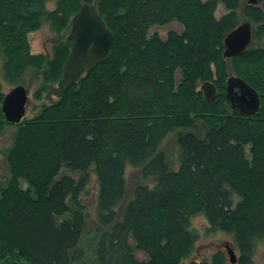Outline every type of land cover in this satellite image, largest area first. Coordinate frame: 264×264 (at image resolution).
Returning <instances> with one entry per match:
<instances>
[{
	"label": "trees",
	"instance_id": "1",
	"mask_svg": "<svg viewBox=\"0 0 264 264\" xmlns=\"http://www.w3.org/2000/svg\"><path fill=\"white\" fill-rule=\"evenodd\" d=\"M260 1L0 0L3 79L22 85L31 72L36 100L52 97L71 37L47 57L31 53L29 33L46 23L59 35L90 3L113 37L109 55L32 118L6 122L0 91V134L15 127L4 155L8 177L0 183V264H182L199 240L191 227L197 215L207 232L231 237L235 264H254L264 247V48L222 54L224 37L240 23L239 8L253 26L252 40L264 38ZM219 5L226 11L216 17ZM171 21L182 31L164 40L149 33ZM228 74L257 91L258 113L230 109ZM204 81L216 88L211 102L199 90ZM171 133L176 169L161 150ZM127 166L139 168L143 182L126 199ZM89 171L100 229L86 239L81 197ZM226 263L220 250L211 256V264Z\"/></svg>",
	"mask_w": 264,
	"mask_h": 264
},
{
	"label": "water",
	"instance_id": "2",
	"mask_svg": "<svg viewBox=\"0 0 264 264\" xmlns=\"http://www.w3.org/2000/svg\"><path fill=\"white\" fill-rule=\"evenodd\" d=\"M253 2L254 0H250ZM252 36L251 24L243 22L231 30L223 40V57L231 58L244 52ZM71 40L68 43L69 56L63 64L62 72L52 94L60 98L76 81L81 71L88 70L105 59L111 49L113 37L96 7L85 3L73 16L70 31ZM206 102L215 99L216 88L210 81L200 85ZM225 98L231 110H237L240 115L248 117L259 112L260 98L257 91L242 78L231 75L225 82ZM28 92L22 85L14 86L3 97L1 112L8 123H20L25 115ZM229 262L235 264L236 255L230 246H225ZM191 264H211L209 262H193Z\"/></svg>",
	"mask_w": 264,
	"mask_h": 264
},
{
	"label": "rangeland",
	"instance_id": "3",
	"mask_svg": "<svg viewBox=\"0 0 264 264\" xmlns=\"http://www.w3.org/2000/svg\"><path fill=\"white\" fill-rule=\"evenodd\" d=\"M259 2L261 1L254 0V3H259ZM53 7H54L53 2H49L47 4L48 9H52ZM225 11H226L225 8L222 5H219L215 11V16L219 17L223 13H225ZM238 15L240 17L239 24L243 22H248L244 20V18L242 17L240 8L238 9ZM252 27L253 26L251 25V29ZM70 31H71V27L69 30L62 31V33L58 35L55 34L50 29L48 24L44 23L40 27V29H38L35 32H31L27 35L31 53L44 54L47 57H50L52 54V46L57 44V42H59L61 39H64L68 34H70ZM169 31L179 33L182 31V25L177 21H171L170 23L162 26L152 27L149 33L156 32L159 35V37L164 40ZM256 46H260L264 48V38H262L261 41H256V40L253 41L251 36V41L248 47H256ZM226 59H230V58H226ZM1 67H2V58L0 56V91L5 95L14 87V85L9 84L7 81L3 79ZM231 75L233 74H228L227 77ZM37 84L38 83L36 80L33 79L31 72L28 71L23 78V84H22L28 92V100L26 103L25 115L23 118L34 117L41 109L42 105L49 104L52 100L56 99V97L53 96L52 94V97L50 99L43 97L40 100H36L32 95H33V91L37 87ZM14 133H15V127H6L3 130V132L0 134V183L5 182L6 178L8 177V168L5 162L4 155L11 145V141ZM161 150H163V152L165 153V156L167 160L170 162L171 167H174L176 169L178 162L177 161L178 147L175 143V134L171 133L163 140L161 145ZM139 172H140L139 168H134L131 166H127L125 169L126 191H127V195L125 196L126 199L130 196L135 185L143 182ZM21 185L22 187H25V184L23 182H21ZM96 197H97L96 177L92 171H89V183L86 187V191L81 197V200L85 205V209L88 215L87 218L88 233L85 236L86 239H90L92 237L93 231L95 229L97 230L100 229V227L96 223V211H95ZM236 200L237 197L234 196V202ZM124 202H125V198L116 207V210L120 209ZM191 227L199 234V240L195 245L194 252L191 254L190 257L185 259L182 264H191L193 262L211 263V256L219 250L226 254L227 257L226 264H231L229 262L228 254L225 249L226 245L233 248L236 257L238 256L230 236L222 232H214V233L207 232L208 224L205 218L203 217V215H197L193 217L191 219ZM136 257L139 259H144V255L140 252L136 253ZM253 261L254 264H264V247L262 245H259L257 247L253 256Z\"/></svg>",
	"mask_w": 264,
	"mask_h": 264
}]
</instances>
